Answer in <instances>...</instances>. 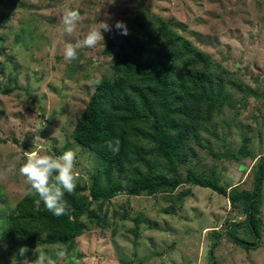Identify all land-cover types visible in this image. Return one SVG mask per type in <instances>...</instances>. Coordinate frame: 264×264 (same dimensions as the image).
Returning <instances> with one entry per match:
<instances>
[{"label":"rangeland","instance_id":"rangeland-1","mask_svg":"<svg viewBox=\"0 0 264 264\" xmlns=\"http://www.w3.org/2000/svg\"><path fill=\"white\" fill-rule=\"evenodd\" d=\"M69 7L83 17L72 35L64 33L60 22ZM105 14L112 17L110 25L123 21L128 29L138 16L146 25L151 18L154 33V18L161 19L224 75V93L213 108L197 106L200 100L191 99L193 124L182 126L187 139L179 150L177 172L185 178L186 170L193 169L226 186L230 194L254 189L257 166L264 159V0H0V170L10 163L17 168L16 175L0 182V264H10L22 246L10 230V217L30 196L18 173L25 152L59 156L69 149L77 154L80 173L71 194L86 198L93 217L81 219L87 227L82 236L64 242L71 247L60 264H70L73 256L77 264H210L216 234L221 235L217 264H264V178L261 238L255 250L240 246V241L252 240L242 206H233L210 189L182 184L154 195L118 192L112 200L92 201L89 189L94 182L101 187L130 185L151 171L176 177L157 145L145 137L153 133L151 123L131 132L129 160L110 172L96 153L73 138L75 125L102 77L110 75L126 36L113 27L103 32L105 47L81 48L71 62L64 60L63 48L66 42L83 39ZM109 37L116 45L110 56L104 53ZM38 122L46 126L35 133ZM38 134L42 140L34 141ZM244 144L245 155L233 158ZM55 244L38 248L54 254ZM28 256L35 259L31 251Z\"/></svg>","mask_w":264,"mask_h":264},{"label":"trees","instance_id":"trees-1","mask_svg":"<svg viewBox=\"0 0 264 264\" xmlns=\"http://www.w3.org/2000/svg\"><path fill=\"white\" fill-rule=\"evenodd\" d=\"M138 16L132 23L123 43L117 48L110 75H104L91 95L80 120L73 130V138L84 149L96 153L110 172L114 166H122L130 158V134L137 131L138 125L151 123L153 133L146 139L154 142L160 156L166 159L170 171L176 177L151 173L139 176L132 184L119 183L116 187H101L94 182L89 193L92 201L112 200L117 193L139 196L141 193L154 195L158 192L176 189L182 184H191L210 189L226 197L233 206H242L246 216V230L252 240L240 241L246 250L258 248L261 238L260 202L264 178V159L259 162L255 175L253 191L235 190L232 194L226 186L217 180L205 178L193 169L186 170L185 178L178 174L177 157L179 150L185 148L186 135L183 134L190 118V102L193 97L208 108L219 101L224 93V75L213 69L211 60L206 58L189 40L177 34L174 29L161 19L158 31L154 33L150 20ZM140 29V34L136 33ZM149 34L151 35L150 39ZM162 36L165 40L162 41ZM116 48L115 40L109 37L104 53L112 55ZM146 53V57L143 55ZM164 61L160 65L156 62ZM175 137V139L173 138ZM120 141L118 153L111 152L107 141ZM1 142V141H0ZM246 144L238 154L232 155L239 160L245 155ZM108 172V174H109ZM109 176V175H108ZM86 191V189L84 188ZM68 205L67 214L56 217L40 203L36 204L34 196L21 201L10 217V230L18 235L22 246L29 249L56 242H67L80 237L86 230L81 222L85 216L93 217L86 198L78 193H65ZM236 232L232 235L236 237ZM209 251L210 264H217L215 249L219 246L221 235ZM237 238V237H236Z\"/></svg>","mask_w":264,"mask_h":264},{"label":"clouds","instance_id":"clouds-1","mask_svg":"<svg viewBox=\"0 0 264 264\" xmlns=\"http://www.w3.org/2000/svg\"><path fill=\"white\" fill-rule=\"evenodd\" d=\"M115 3V0H111ZM112 17L105 14V19L96 22L90 30L84 35L83 39L75 42H66L63 48V57L67 62L78 59V50L81 48L94 49L98 46L105 47L103 32L112 31L113 27L119 31L120 35H129V29L123 21H116L114 26L107 21ZM83 17L79 10L71 7L62 11L60 22L63 25L64 33L72 35L76 32L78 26L82 24ZM45 123L38 122L35 127V133L43 130ZM35 140H42L35 135ZM108 149L115 153L119 152L120 141L109 140L106 142ZM26 162L19 167L18 173L24 177L26 193L30 196H36V204L43 203L44 207L54 216L60 217L67 214L68 205L65 201V193L71 194L77 187L80 173L76 168L77 154L73 150H67L59 156L40 155L36 151L25 152ZM17 168L15 164L10 163L6 168L0 170V182H6L10 175H16ZM20 237H18L19 239ZM3 247H7L4 245ZM71 245L64 242H56V251L49 254L43 249L36 247L29 249L27 245L21 246L10 258V264H60L61 260L68 258V252ZM35 259L28 256L29 252ZM70 264H77L76 258L70 259Z\"/></svg>","mask_w":264,"mask_h":264}]
</instances>
